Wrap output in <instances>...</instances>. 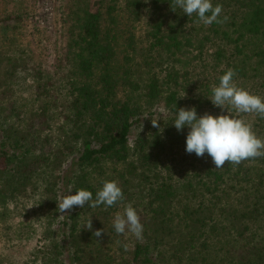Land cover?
Segmentation results:
<instances>
[{"label": "trees", "instance_id": "1", "mask_svg": "<svg viewBox=\"0 0 264 264\" xmlns=\"http://www.w3.org/2000/svg\"><path fill=\"white\" fill-rule=\"evenodd\" d=\"M173 3L61 0L50 59L0 46V221L37 197L45 264H264V158L215 169L207 153L186 152L190 129L174 126L179 108L228 114L209 98L229 68L264 97V0H212L228 19L209 26ZM21 21L19 10L0 20ZM242 118L264 138V119ZM104 181L124 200L59 212L63 196L86 189L95 199ZM129 203L141 240L113 227Z\"/></svg>", "mask_w": 264, "mask_h": 264}, {"label": "clouds", "instance_id": "2", "mask_svg": "<svg viewBox=\"0 0 264 264\" xmlns=\"http://www.w3.org/2000/svg\"><path fill=\"white\" fill-rule=\"evenodd\" d=\"M176 7L189 17L195 14L205 26L214 22L224 23L228 19L227 16L220 19L223 6H214L212 0H174L172 10L175 11ZM235 76V70L229 68L220 76L219 85L212 86V96L209 98L214 106L227 109L228 114L216 116L206 112L198 116L195 107L179 108L174 120L178 131L185 126L190 129L186 137V152L195 153L198 157L207 153L212 158L215 169L224 167L226 162L239 165L246 160L264 158V138L258 137L252 124L242 118V114H255L264 119V97L239 87L233 79ZM230 110H234L235 115ZM158 121L152 119V126L159 127ZM123 200L124 194L119 184L116 181H104L96 192L95 199L91 191L79 189L75 194L63 196L58 203V210L63 215L76 206L83 208L86 203L91 208L103 205L107 209ZM82 227L91 230V218ZM113 227L117 234L122 235L127 231L136 239H143V225L130 203L123 213L115 214ZM103 232L104 229H98L93 235L101 237Z\"/></svg>", "mask_w": 264, "mask_h": 264}, {"label": "rangeland", "instance_id": "3", "mask_svg": "<svg viewBox=\"0 0 264 264\" xmlns=\"http://www.w3.org/2000/svg\"><path fill=\"white\" fill-rule=\"evenodd\" d=\"M60 3L61 0H0V20L11 13L16 14L18 10L22 13V21L14 22L17 28L0 22V46L13 41L10 45L16 46L17 53L24 49L39 62L50 59L60 31ZM144 25L142 30L146 28ZM21 84L18 95H27ZM142 129L143 126L135 129L132 138ZM36 201L37 197L26 200V209L21 206L8 222L0 221V264H45L50 257L49 250L52 247L44 238L49 227L43 218L34 215ZM27 224H31V232L25 236L20 235V231H26ZM52 231L54 227H51L49 233ZM66 260L70 264L69 259Z\"/></svg>", "mask_w": 264, "mask_h": 264}]
</instances>
